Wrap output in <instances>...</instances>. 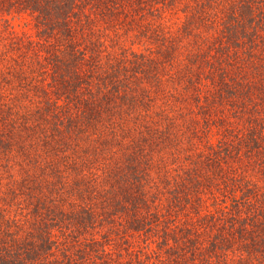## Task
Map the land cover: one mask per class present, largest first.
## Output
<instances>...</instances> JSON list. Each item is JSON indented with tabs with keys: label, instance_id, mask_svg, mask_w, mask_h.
Instances as JSON below:
<instances>
[{
	"label": "trees",
	"instance_id": "trees-1",
	"mask_svg": "<svg viewBox=\"0 0 264 264\" xmlns=\"http://www.w3.org/2000/svg\"><path fill=\"white\" fill-rule=\"evenodd\" d=\"M0 264H264V0H0Z\"/></svg>",
	"mask_w": 264,
	"mask_h": 264
}]
</instances>
